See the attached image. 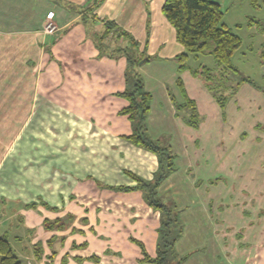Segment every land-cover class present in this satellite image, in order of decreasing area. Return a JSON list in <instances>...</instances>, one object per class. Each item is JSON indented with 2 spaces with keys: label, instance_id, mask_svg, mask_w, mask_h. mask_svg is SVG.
<instances>
[{
  "label": "crops",
  "instance_id": "obj_1",
  "mask_svg": "<svg viewBox=\"0 0 264 264\" xmlns=\"http://www.w3.org/2000/svg\"><path fill=\"white\" fill-rule=\"evenodd\" d=\"M96 1L0 0V35L7 37V57L18 49L21 70H25L21 77L13 76L14 87L7 89V97L19 98L17 106L25 115L20 130L36 99L50 102L58 113L67 116L64 122L56 120L50 129L51 138L44 139L41 147L37 141L38 153L22 165L15 184L0 186V236H8L21 264H155L140 260L142 248L150 256L156 253L161 215L145 201L141 190L117 187L135 184L126 171L150 179L157 158L123 137L132 128L127 116L119 113L127 104L115 95L122 87L102 90L106 76L101 81L100 75L90 70L80 72L73 67L76 62L72 59L65 61L61 37L56 39L55 32V39L47 42L48 36L43 33L46 16L52 12L57 30L64 35L74 33L76 46H83L87 55L101 62L95 42L88 40L91 32H87V24L105 27L103 20L110 19L127 28L133 18L139 19L141 26L142 20L148 22L143 43L150 59L139 67L144 88L151 94L148 133L167 139L176 153L175 170L157 188L164 203L177 206L183 223L176 250L187 255L182 264H231L230 252L240 255L219 245V238L224 237L214 218V206L209 207L214 187L196 186L194 179L201 169L198 158L193 160L189 155L190 147L196 152L203 139V110L210 108L217 113L219 106L197 77L187 70L178 74L174 56L184 48L161 12L163 0H101L97 5ZM77 53L79 57L82 54ZM177 76L203 115L197 128L175 114L169 92L177 100L182 98ZM120 79L123 81V75ZM261 93V88L245 82L232 100L239 110L242 99L247 103L258 99L256 109H261ZM11 106L7 109L16 108ZM7 109L3 113L7 114ZM4 114L0 122L3 118V124H7ZM253 126L261 129V143L264 126ZM197 192L204 193L202 202L196 199ZM247 242L244 247H249Z\"/></svg>",
  "mask_w": 264,
  "mask_h": 264
},
{
  "label": "rangeland",
  "instance_id": "obj_2",
  "mask_svg": "<svg viewBox=\"0 0 264 264\" xmlns=\"http://www.w3.org/2000/svg\"><path fill=\"white\" fill-rule=\"evenodd\" d=\"M214 1L220 4L223 12L221 21L241 38V44L233 53L231 63L242 74L248 75L264 94V63L260 58L264 30L258 24V22H264V0ZM129 20L131 27L123 28L124 26L118 21L117 26L128 31L132 38L139 41L138 48L142 51L145 47L144 29L147 31L148 22L142 20L143 26H141L139 19L136 21L130 18ZM120 21L125 25L123 19L120 18ZM53 22L55 23L54 20ZM104 29L105 27H97L90 22L87 24V32H91L89 36L86 33L88 40L100 42L98 52L102 57L101 62L94 55L92 58L87 55V50L83 46H76L77 37L74 33L64 35L62 30L43 33L48 36L47 42L55 39V32L56 39L61 37L63 45L61 52L62 55L65 53V61L72 59L73 63L76 62L73 67L80 72L90 70L93 74L100 75L101 81L102 77L106 76V81L104 80L101 84L102 90H120V87L123 89L129 85L133 77L132 71L126 69L124 56L115 48L129 42L122 37L117 38L116 35L101 40L99 34ZM77 51L82 52L80 57ZM83 54H86L83 58L85 60L82 59ZM19 57L18 49H14L9 54V58L7 57V37L0 35V117L3 116L1 114L5 113L3 111L9 104L12 105L11 108L16 107L11 110L7 109V114H4V116L7 115V124H3V118L0 122V162L5 156L0 165V186L3 188H7V184L11 182L15 184L13 181L23 171L22 165L27 163L25 161L30 159L31 155L38 153L37 141L41 147V142L45 143L44 139L51 138L50 129L56 120L59 119L61 123L67 117L66 114L58 113L50 102L36 99L29 118L24 119L25 127L20 130V122L25 115L19 111V98L7 97V89L14 87L11 81L13 76L21 77L25 71L21 70ZM186 63L189 67L205 65L217 70L215 61L209 54H201L197 57L190 55ZM142 64L144 62L137 64L135 68L139 71ZM185 70L190 72L189 69ZM125 74L128 79H125ZM122 75L123 81L119 80ZM197 78L204 89L203 80ZM30 83L27 84L30 85ZM208 92L211 95L210 91ZM263 94H260L261 99H264ZM233 97L225 103L223 110L213 98L212 101H215L214 103H217L220 109L217 113L210 108L203 110L206 119L202 127L203 139L197 153L191 146L189 155L193 160L198 158V169H201L198 171L199 177L194 179L196 186L200 184V188L202 186L214 187L213 199L209 194L211 196L209 207L214 206L213 210L216 211L214 218L219 221V230L221 236L224 237V239L219 238V245L227 251L234 249V252L240 255L238 257L231 251L229 257V260L232 259L231 264H264V139L259 143L258 137L261 129L253 126L254 123H258L259 127L264 126V106L256 109L258 99L253 102L250 99L248 103L246 99H242L238 102L240 109L237 110L232 100ZM24 104L28 103L24 101ZM202 116L201 121H203ZM240 132H244V135H239ZM204 196V193L197 192L196 199L202 202ZM247 241L250 242L249 247L248 245L244 247ZM223 260L227 261L224 258Z\"/></svg>",
  "mask_w": 264,
  "mask_h": 264
},
{
  "label": "trees",
  "instance_id": "obj_3",
  "mask_svg": "<svg viewBox=\"0 0 264 264\" xmlns=\"http://www.w3.org/2000/svg\"><path fill=\"white\" fill-rule=\"evenodd\" d=\"M101 2L97 0L96 5ZM161 12L168 23L173 27L176 40L184 50L174 56L178 74L189 69L193 76L203 80L205 87L223 110L225 103L235 95L241 84L247 82L256 86L253 80L242 74L231 63L233 53L239 48L241 38L221 21L222 10L220 4L214 0H163ZM105 29L99 34L103 40L107 37H122L127 44L116 46L115 50L124 56L126 69L132 71L133 81L115 95L123 97L127 104L119 110L126 115L131 123V132L123 135L130 143L155 154L157 167L150 179L142 178L132 172L127 174L135 180L132 186L121 185L118 189H138L143 193L145 201L160 213V225L156 243V253L150 256L142 248L140 261L155 264H182L187 255L177 252L175 244L183 232V223L179 217V210L174 203H164L158 196L157 188L175 170L176 153L167 139L153 138L148 133L147 116L150 109L151 94L145 90L143 77L135 68L140 62L148 61L150 56L146 49L138 48L139 41L132 38L130 33L118 27L114 20L104 19ZM258 24L264 30V22ZM115 32V33H114ZM97 48L100 42H95ZM209 54L213 57L217 70L205 65L189 67L188 57H197ZM261 62L264 63V42L260 49ZM125 79L127 74H125ZM128 81V80H127ZM182 98L177 100L170 92V99L176 115L180 116L185 124L197 128L201 122V115L195 101L190 98L183 86L180 76L176 78ZM257 87V86H256ZM47 226H50L47 225ZM0 264H21V260L13 252L8 236H0Z\"/></svg>",
  "mask_w": 264,
  "mask_h": 264
},
{
  "label": "built area",
  "instance_id": "obj_4",
  "mask_svg": "<svg viewBox=\"0 0 264 264\" xmlns=\"http://www.w3.org/2000/svg\"><path fill=\"white\" fill-rule=\"evenodd\" d=\"M46 24L44 25V32L52 33L57 30L56 24L52 20V12H49L46 16Z\"/></svg>",
  "mask_w": 264,
  "mask_h": 264
}]
</instances>
